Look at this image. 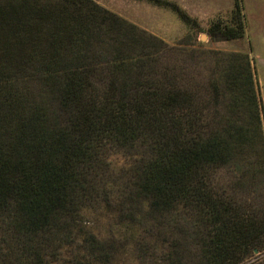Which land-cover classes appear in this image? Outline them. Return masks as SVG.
Wrapping results in <instances>:
<instances>
[{
  "label": "trees",
  "instance_id": "obj_1",
  "mask_svg": "<svg viewBox=\"0 0 264 264\" xmlns=\"http://www.w3.org/2000/svg\"><path fill=\"white\" fill-rule=\"evenodd\" d=\"M207 34L241 40L239 12ZM255 85L247 54L169 46L93 0H0V264L109 259L119 229L161 242L163 264L250 263L264 253Z\"/></svg>",
  "mask_w": 264,
  "mask_h": 264
},
{
  "label": "rangeland",
  "instance_id": "obj_2",
  "mask_svg": "<svg viewBox=\"0 0 264 264\" xmlns=\"http://www.w3.org/2000/svg\"><path fill=\"white\" fill-rule=\"evenodd\" d=\"M93 1L125 18L127 22L164 40L169 46L186 49L202 47L209 51L247 54L262 104L264 124V0H164L180 8L190 18L191 23L184 22L169 8L156 3L155 0ZM235 5L242 21L243 38L227 42L209 37L207 31L213 24L234 28L238 16ZM203 35L206 36L205 40H202ZM114 159L121 162L122 157L118 155ZM92 221H96L94 216ZM118 222L115 220L116 224ZM100 228H105L106 232H114L102 224ZM141 232L146 234L147 227L146 229L142 227ZM128 233L127 229L118 230L120 238L109 245L112 254L109 259L99 257L87 260L85 264H163L162 253L157 250L162 247L161 242H158L155 248L135 245ZM156 234V231L152 233L154 236ZM158 239L162 241V234ZM255 257L248 264H264V253L256 254ZM74 264L79 262L75 261Z\"/></svg>",
  "mask_w": 264,
  "mask_h": 264
},
{
  "label": "water",
  "instance_id": "obj_3",
  "mask_svg": "<svg viewBox=\"0 0 264 264\" xmlns=\"http://www.w3.org/2000/svg\"><path fill=\"white\" fill-rule=\"evenodd\" d=\"M205 38H206V36L203 35L202 36V40H205ZM254 253H256V251H254Z\"/></svg>",
  "mask_w": 264,
  "mask_h": 264
}]
</instances>
